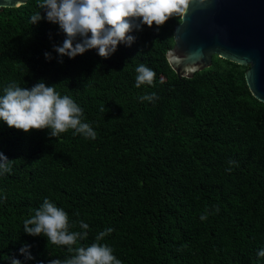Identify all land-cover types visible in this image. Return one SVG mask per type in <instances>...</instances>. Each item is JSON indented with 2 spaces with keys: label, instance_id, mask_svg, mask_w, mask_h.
Wrapping results in <instances>:
<instances>
[{
  "label": "trees",
  "instance_id": "obj_1",
  "mask_svg": "<svg viewBox=\"0 0 264 264\" xmlns=\"http://www.w3.org/2000/svg\"><path fill=\"white\" fill-rule=\"evenodd\" d=\"M40 11L38 0L0 8V95L12 82L55 86L97 136L51 137L0 121V152L13 160L0 175V264L74 254L23 230L45 199L68 213L71 231L88 224L74 248L112 228L99 243L122 264H264V103L249 90L248 67L214 56L210 68L180 78L167 52L181 17L143 25L107 59L96 49L61 57L59 25L30 22ZM141 63L156 76L137 88ZM152 93L154 101L140 99ZM25 245L32 259L20 253Z\"/></svg>",
  "mask_w": 264,
  "mask_h": 264
},
{
  "label": "clouds",
  "instance_id": "obj_2",
  "mask_svg": "<svg viewBox=\"0 0 264 264\" xmlns=\"http://www.w3.org/2000/svg\"><path fill=\"white\" fill-rule=\"evenodd\" d=\"M187 6L188 0H38V7L45 15L37 12L30 17V22L36 24L46 19L59 25L66 38L61 46H54V50L61 57L75 58L96 49L100 57L107 59L117 51L119 44L131 46L134 43L136 37L130 35L133 31L142 30L143 25L163 26L172 18L182 17ZM45 58L51 60V54L46 52ZM135 71L137 88L153 85L156 73L150 67L141 63ZM157 98L155 93L140 97L150 102ZM0 121L26 133L49 129L51 137H59L69 130L86 139L94 140L97 136L92 126L84 122L83 109L73 98L62 96L55 86H47L43 81L30 89L15 82L5 87L0 95ZM12 161L0 152V175L11 171ZM235 163L230 161V164ZM200 218L204 220L206 216ZM73 227L68 213L48 199L23 224L28 235H43L48 242L66 246L74 253L63 260L51 259L48 264H122L110 246L99 243L113 231L112 228L100 232L90 246L74 248L78 241L87 238L89 226L80 221L79 227L84 231H71ZM29 248L30 245H25L20 249L26 259L33 258ZM257 255L264 257V249ZM11 264H21V261L12 258Z\"/></svg>",
  "mask_w": 264,
  "mask_h": 264
},
{
  "label": "water",
  "instance_id": "obj_3",
  "mask_svg": "<svg viewBox=\"0 0 264 264\" xmlns=\"http://www.w3.org/2000/svg\"><path fill=\"white\" fill-rule=\"evenodd\" d=\"M28 0H0L17 8ZM167 52L171 68L193 78L214 56L248 67L245 79L253 97L264 103V0H188Z\"/></svg>",
  "mask_w": 264,
  "mask_h": 264
}]
</instances>
